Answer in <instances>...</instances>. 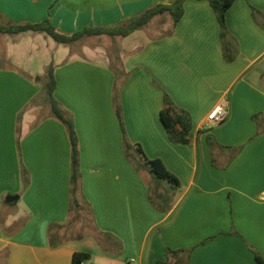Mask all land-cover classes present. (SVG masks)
I'll return each instance as SVG.
<instances>
[{
  "label": "crops",
  "instance_id": "1",
  "mask_svg": "<svg viewBox=\"0 0 264 264\" xmlns=\"http://www.w3.org/2000/svg\"><path fill=\"white\" fill-rule=\"evenodd\" d=\"M174 2L0 0V21L49 20L73 34L126 25ZM226 26L232 61L210 2L185 0L169 32L118 36L115 67L103 46L72 53L73 45L46 32H0V264H75V254L92 264H256L255 252L264 257V0H235ZM50 65L54 96L78 138L80 208L72 207L70 136L47 100ZM116 85L128 141L161 159L180 187L140 164L134 148L126 153ZM165 93L191 118L188 144L174 141L161 120ZM220 103L228 116L209 126ZM43 106L49 111L39 117ZM84 210L89 232L73 222Z\"/></svg>",
  "mask_w": 264,
  "mask_h": 264
},
{
  "label": "trees",
  "instance_id": "2",
  "mask_svg": "<svg viewBox=\"0 0 264 264\" xmlns=\"http://www.w3.org/2000/svg\"><path fill=\"white\" fill-rule=\"evenodd\" d=\"M184 1L175 0L171 5H158L154 8H150L140 16L132 19L126 25L108 26V27H95L85 28L82 31L65 34L60 32L49 20H45L40 23H24V24H3L0 21V32L2 33H20L24 31H42L50 35L57 43L72 46L74 43L83 39L86 36H100L108 35L110 37H126L138 29H142L147 26L156 16L168 13L172 19V26L175 27L178 21L181 19L184 13ZM214 9L220 27L221 35L224 41V55L226 60L232 61L235 57L234 47L227 41V26H226V12L235 0H208ZM171 32V31H170ZM45 90L47 94V100L52 114L61 120L69 133L72 144V176H71V191H72V207L80 208L78 202V192L80 188V160L78 150V138L72 116L63 109L61 104L56 100L54 92L57 86L54 67L48 66L46 70ZM113 107L116 116L119 119L122 130L124 132V147L126 153L129 149L134 148L138 154L140 161H143L148 169L159 179H164L169 183L180 187L179 179L170 172L161 159H151L146 156L144 150L139 144L132 145L124 131L123 119H122V107L120 101V87L115 86L113 90ZM161 120L165 125L171 138L179 143L188 144L191 142L190 132L192 129L191 118L186 111H182L176 108L173 101L168 94L164 95V104L160 113ZM184 251H171L170 255L179 256ZM82 254H75L74 262L79 263ZM256 264H264V257L255 252ZM161 264V263H160Z\"/></svg>",
  "mask_w": 264,
  "mask_h": 264
},
{
  "label": "rangeland",
  "instance_id": "3",
  "mask_svg": "<svg viewBox=\"0 0 264 264\" xmlns=\"http://www.w3.org/2000/svg\"><path fill=\"white\" fill-rule=\"evenodd\" d=\"M172 26V21L169 19L168 14L166 13L165 15H159L157 17L154 18L153 21H151V23H149L147 26H145L143 29L148 33V35L150 36H159L162 34H165L167 32H169L170 28ZM120 37H110V36H93L91 38H87L81 41H78L76 43L73 44V49H72V53L74 52H78L81 53L82 52V47L84 45H88V46H103L106 49V52L108 53L110 59H111V64L112 67H115L117 65V62L115 61V58H119V55H114L113 53H117L118 47L120 46ZM41 103V101L39 102ZM39 111V117H42L43 114H45L46 112L49 111V107L48 106H43L42 109H38ZM136 160L139 161L140 164H142L144 167H146V169L148 168L145 163L143 161H140V158L138 157V154L136 153ZM74 220L73 222L76 221H81L82 225H83V230L86 232H89V228L91 226L90 223V216L88 214L87 211H81L79 213V217L73 216ZM72 228V226H68V229ZM82 231V230H81ZM83 231V232H84ZM71 232V231H70ZM78 232V231H76ZM75 231H72L71 234H75Z\"/></svg>",
  "mask_w": 264,
  "mask_h": 264
},
{
  "label": "built area",
  "instance_id": "4",
  "mask_svg": "<svg viewBox=\"0 0 264 264\" xmlns=\"http://www.w3.org/2000/svg\"><path fill=\"white\" fill-rule=\"evenodd\" d=\"M228 116V110L224 103L217 104L213 110L209 113L207 118V124L209 126H215L222 124ZM76 264H92L91 262H79Z\"/></svg>",
  "mask_w": 264,
  "mask_h": 264
},
{
  "label": "water",
  "instance_id": "5",
  "mask_svg": "<svg viewBox=\"0 0 264 264\" xmlns=\"http://www.w3.org/2000/svg\"><path fill=\"white\" fill-rule=\"evenodd\" d=\"M16 198H18V196H9L8 199H9V201H10V200L12 201L13 199H16Z\"/></svg>",
  "mask_w": 264,
  "mask_h": 264
}]
</instances>
